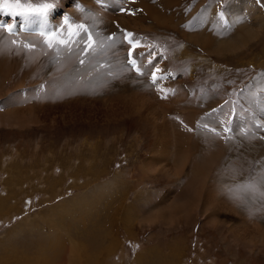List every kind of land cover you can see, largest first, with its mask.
<instances>
[{
  "label": "bare ground",
  "instance_id": "6f19581e",
  "mask_svg": "<svg viewBox=\"0 0 264 264\" xmlns=\"http://www.w3.org/2000/svg\"><path fill=\"white\" fill-rule=\"evenodd\" d=\"M65 19L69 20L68 25ZM78 25L85 26L93 35V46L99 44L98 47L85 48L87 33L82 30L71 36V52L63 46L49 48L40 35L41 32L55 33L56 40L68 39L69 29L77 33ZM7 26L0 29V38L3 42L15 41L16 45L9 52L0 43V80L4 81L0 97H6L0 107L9 103L6 118L19 123V128L25 121L56 122L57 118H66L67 111L78 115L81 108L96 107L100 101L114 116L137 113L143 122L157 124L161 130L167 128L168 145L164 148L162 137L157 140L154 152L143 165L145 172L154 174L161 170L174 180L187 177L191 195L199 199L197 211L203 194L206 201L202 210L208 220H215V213L231 206L233 213H221L222 221L230 220L229 230L243 241H253L256 230H248L245 222L246 217H252L264 227V160L250 180L249 164L244 161H230V166L223 167L226 149L220 148L232 146V139L239 138L236 135L244 125L250 127L245 132L249 137L261 133L252 131L251 127L254 118L264 127V67L259 74L245 79L232 78L223 65L235 57L239 60L234 68L255 67L253 61L248 63L244 57L255 52L264 40V0H61L44 20L10 18ZM128 32L139 41L137 64L146 75H138L127 64L129 45L124 33ZM160 34L175 37V43L181 44L180 51L164 53L157 46L163 39L158 38ZM110 35L121 43L109 46ZM24 44L31 47L24 48ZM79 47H82L80 51ZM148 52L152 55L145 58ZM149 60L160 70L156 72L155 83L151 78L155 69ZM172 60L188 61L190 66L178 73L170 66ZM207 60L218 67L214 75L221 76V80L212 79L202 86L201 81L200 86H195L200 83L196 82V75L208 74L212 68ZM102 61L106 65H100ZM258 62L264 64V59ZM90 67H95V71ZM9 78L11 83L7 84ZM28 82L33 84L32 88L18 91ZM241 82L244 86L238 100L232 101L229 93ZM73 101L81 105L74 106ZM6 118L0 121V126L15 127ZM246 149L255 150L252 154L264 155V146L247 145ZM213 155L219 159L211 164ZM167 161L173 163L172 172L165 167ZM240 164L246 165L234 171ZM115 182L120 186L108 182L102 186L120 188L122 184ZM140 200L141 196L137 195L130 207L137 208ZM156 208L150 209L146 217H153ZM256 215L258 218H254ZM260 239L264 243V238Z\"/></svg>",
  "mask_w": 264,
  "mask_h": 264
},
{
  "label": "rangeland",
  "instance_id": "374dc122",
  "mask_svg": "<svg viewBox=\"0 0 264 264\" xmlns=\"http://www.w3.org/2000/svg\"><path fill=\"white\" fill-rule=\"evenodd\" d=\"M57 2L61 0H0V25L8 28L10 18L33 21L38 17L25 19L20 13L44 4L54 7ZM171 36H158L163 39L157 46L164 53L181 49ZM3 41L0 38V43ZM15 45L3 42L2 47L11 52ZM263 48L264 40L255 52L244 57L255 67L234 68L239 60L235 57L223 67L232 78L249 79L264 67L258 62L264 59ZM207 62L212 68L208 74L196 75L200 83L194 82L195 86L201 81L202 86L212 79L221 80V76L214 75L218 67ZM99 64L106 65L104 61ZM170 66L182 73L190 62L172 60ZM3 82L0 80V86ZM6 83H11V78ZM32 86L28 82L18 91ZM243 86L241 82L230 91L232 101L238 100ZM5 99L0 97V104ZM103 104L100 101L96 107H83L78 115L67 111L66 118H57L56 122L25 121L22 128L6 118L9 103L0 107V114L15 125L0 126V264H264V243L260 239L264 237L259 236L264 234V227L252 217H246L245 224L248 230H256L253 241H243L229 230L230 220L222 221L221 213H233L231 206L215 213V220H208L202 210L206 194L197 211L199 199L191 195L187 177L174 180L161 170L145 172L143 165L154 152L157 140L162 137L164 148L168 145L167 128L161 130L157 124L143 122L137 113L114 116ZM73 105L81 103L73 101ZM5 118L0 117V121ZM259 124L254 118L251 127L252 131H261L259 135L249 137L245 132L250 127L244 125L236 136H247L245 140L234 138L232 146L220 148L226 149L223 167L232 161H244L249 164L250 180L264 160V155L246 149L247 145L264 146V127ZM217 158L213 155L211 164ZM165 167L171 172L174 169L171 161ZM114 180L121 181L120 188H103L104 182L120 186ZM137 195L141 200L134 209L130 206ZM153 208L154 216L146 217ZM239 226L244 228L242 223Z\"/></svg>",
  "mask_w": 264,
  "mask_h": 264
},
{
  "label": "snow or ice",
  "instance_id": "6c2138e0",
  "mask_svg": "<svg viewBox=\"0 0 264 264\" xmlns=\"http://www.w3.org/2000/svg\"><path fill=\"white\" fill-rule=\"evenodd\" d=\"M16 7H20L19 4L16 5ZM53 5L52 4H44L38 8H34V9H31L30 12H21L20 14L23 15L25 17V19H29L30 17L32 16H35V17H38L39 19L41 20H44L47 16V13H48V10L50 8H52ZM79 7V6H78ZM79 10L81 12H83V8H79ZM123 11H128L127 9H122ZM15 14V13H13ZM131 14H134V13H131ZM64 23L66 25L69 24V20L68 19H65ZM4 26L3 25H0V28H3ZM84 31L85 33H87V40L85 42V48L87 49H92L93 48V44H94V41H93V35L91 33L88 32L87 29H85V26L84 25H78L77 26V33H72L71 30L69 29V32H70V36L68 39H64V38H61L59 40H56L55 37H56V34L55 33H44V32H41L40 35L42 37H44V43L47 44V46L49 48H53L54 46L59 49L61 46L63 47H66L68 49L69 52H71V46H72V39H71V36L72 35H77L79 31ZM9 31H11V29H9ZM98 35V34H97ZM80 39H84V37H80ZM107 40L110 42L109 46H114L115 44L117 43H121V41H119L118 39H116L115 37L113 36H108L107 37ZM124 40L127 41V44L129 45V47L127 48V57H126V60H127V64L135 70V72L138 74V75H146L147 73L145 72H142L140 67L138 66L137 64V57L140 55L139 53H136V49L138 47H140V44H139V41L137 40H134L133 39V34L128 32V33H124ZM55 41V43H54ZM13 43H15V41H13ZM103 43V42H102ZM24 48H30L31 45L29 44H24L23 45ZM135 53V55H134ZM152 53L151 52H148L145 56V58L147 56H151ZM81 64L84 63L83 60L80 61ZM149 65L155 69V64L153 63L152 60H149ZM160 71L159 69H155L152 74H151V78H152V81L153 83H155V81L157 80V76H156V72ZM214 131V130H213ZM225 131H227V129H225Z\"/></svg>",
  "mask_w": 264,
  "mask_h": 264
},
{
  "label": "crops",
  "instance_id": "0c3cea01",
  "mask_svg": "<svg viewBox=\"0 0 264 264\" xmlns=\"http://www.w3.org/2000/svg\"><path fill=\"white\" fill-rule=\"evenodd\" d=\"M154 141H155V140H154ZM153 146H154V142H153V145H152V147H153ZM152 147H151V148H152ZM150 194H151V193H150ZM151 196H152V195H151ZM154 197H155V196H153L152 198L154 199ZM154 200H155V199H154ZM152 201H153V200H151L150 202H152ZM157 202H158V201H156V200H155V202H154V203H157Z\"/></svg>",
  "mask_w": 264,
  "mask_h": 264
}]
</instances>
